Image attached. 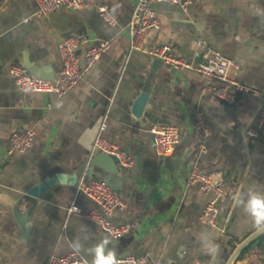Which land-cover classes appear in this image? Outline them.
I'll return each mask as SVG.
<instances>
[{"label":"crops","instance_id":"crops-1","mask_svg":"<svg viewBox=\"0 0 264 264\" xmlns=\"http://www.w3.org/2000/svg\"><path fill=\"white\" fill-rule=\"evenodd\" d=\"M137 0H86L82 8L37 14V0H0V261L46 264L52 254L79 247L86 264L96 249L116 256L147 258L146 264H227L237 246L257 231L243 205L256 184L264 185V126L258 129L262 101L236 94L224 102L205 90L194 69L177 68L143 50L132 49L128 26ZM105 4L115 18L108 24L97 7ZM161 26L146 31L143 47L174 45L196 63L206 47L237 61L235 78L264 93V0H191L187 7L154 5ZM87 33L111 47L68 93H23L10 73L21 64L34 76L53 80L60 68L59 41ZM198 41L202 44L199 45ZM141 98L144 99L140 105ZM201 111L210 136L205 152L195 142L194 124ZM156 123L176 125L180 141L167 155L152 146ZM32 127V148L8 154L13 132ZM258 129L257 136L249 131ZM102 135L134 160L121 167L94 150ZM193 168L222 171L226 195L219 222L209 226L200 214L212 196L188 184ZM107 180L125 206L110 216L130 229L112 238L97 222L68 210L99 206L78 189L81 182ZM46 181L47 191L19 221L15 207L30 187ZM264 192V189H261ZM219 246L216 259L208 254ZM252 246V245H250ZM259 242L237 264H264ZM126 264V263H121Z\"/></svg>","mask_w":264,"mask_h":264},{"label":"built area","instance_id":"built-area-1","mask_svg":"<svg viewBox=\"0 0 264 264\" xmlns=\"http://www.w3.org/2000/svg\"><path fill=\"white\" fill-rule=\"evenodd\" d=\"M37 14L46 15L60 8L77 10L82 8L86 0H37ZM159 2H169L187 7L191 0H137L134 6L132 19L128 26L130 44L132 49L143 50L153 57L177 68H190L199 72L206 80L205 90L218 99L232 103L237 93H249L258 96L261 109L258 118V129L264 126V93L251 90L235 78V70L239 63L220 51L206 47L202 52H196L200 60L194 63L184 57L174 45H160L154 48L143 47L144 35L149 29H159L161 26L154 5ZM99 14L110 25L115 24V18L105 4L97 7ZM113 40H100L93 42L87 33L74 34L59 41L58 50L61 59V68L53 80L43 79L31 74L21 64H13L10 73L15 83L23 93H56L63 96L72 90L99 61L103 54L111 47ZM201 45L202 42L198 41ZM258 129H251V136L258 135ZM152 146L160 155L170 154L180 141L179 129L176 125L156 123L151 128ZM36 131L32 127H25L13 132L10 136L8 154L24 152L33 147ZM210 131L204 121L201 111L195 115L194 137L197 147L205 152L209 141ZM94 150L111 154L117 157L121 167L133 164V158L116 143L102 135L97 136L93 142ZM188 184L200 190L211 192L212 196L200 214V220L209 226H216L219 222L220 203L226 195V180L222 171L200 172L193 168L187 178ZM78 189L91 198L99 209L83 211L76 205L69 206L68 210L89 220L97 222L112 238L123 236L130 229L128 223L115 224L110 216L115 210L125 206L124 200L115 188L104 179H93L81 182ZM121 263L146 264L147 258L141 255L127 254L117 257ZM0 264H3L0 261ZM46 264H86L85 259L76 251H70L58 256L52 254ZM195 264H207L199 258Z\"/></svg>","mask_w":264,"mask_h":264},{"label":"clouds","instance_id":"clouds-1","mask_svg":"<svg viewBox=\"0 0 264 264\" xmlns=\"http://www.w3.org/2000/svg\"><path fill=\"white\" fill-rule=\"evenodd\" d=\"M264 185L256 184L248 190V199L244 200L242 194L237 192L233 195V200L238 205H243L244 211L252 217L251 223L257 229L258 232H264ZM76 252H79L77 245L72 246ZM208 254L216 259L219 252V246L212 243L208 247ZM96 257L94 264H121V261L117 259L116 253L109 251L105 255L103 247H99L96 250Z\"/></svg>","mask_w":264,"mask_h":264},{"label":"water","instance_id":"water-1","mask_svg":"<svg viewBox=\"0 0 264 264\" xmlns=\"http://www.w3.org/2000/svg\"><path fill=\"white\" fill-rule=\"evenodd\" d=\"M143 100L144 99L141 98L140 105L142 104ZM106 155H108L109 157L116 160V162H118V159L116 156L111 155V154H106ZM47 189H48V185L46 181H43V182L33 185L24 194L20 196L16 204L15 211L18 214L20 213V210L23 209V207H25L23 209V214L20 213L18 217L22 226H24L23 221L26 219V216L29 215L32 208L37 204L38 199L44 194L45 191H47ZM263 234L264 232L256 231L255 233L247 237L245 240H243L234 250L227 264H235L239 256L246 250V248H248L250 245L256 246L258 244L259 238Z\"/></svg>","mask_w":264,"mask_h":264},{"label":"trees","instance_id":"trees-1","mask_svg":"<svg viewBox=\"0 0 264 264\" xmlns=\"http://www.w3.org/2000/svg\"><path fill=\"white\" fill-rule=\"evenodd\" d=\"M252 246H249L248 248H246V250L239 256L238 260L243 259L244 255L251 249ZM259 247H261L262 249V253L264 254V234L259 238ZM264 260V258H263ZM237 261L235 264H237Z\"/></svg>","mask_w":264,"mask_h":264}]
</instances>
